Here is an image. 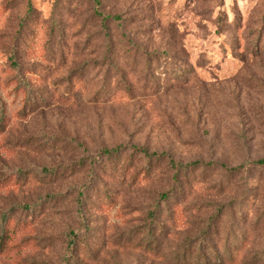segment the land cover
Instances as JSON below:
<instances>
[{
	"label": "rangeland",
	"instance_id": "374dc122",
	"mask_svg": "<svg viewBox=\"0 0 264 264\" xmlns=\"http://www.w3.org/2000/svg\"><path fill=\"white\" fill-rule=\"evenodd\" d=\"M257 161L264 0H0V264H264Z\"/></svg>",
	"mask_w": 264,
	"mask_h": 264
},
{
	"label": "trees",
	"instance_id": "16d2710c",
	"mask_svg": "<svg viewBox=\"0 0 264 264\" xmlns=\"http://www.w3.org/2000/svg\"><path fill=\"white\" fill-rule=\"evenodd\" d=\"M135 149H136L138 152H141V154L144 155V156L147 157V158H153V157H156L158 160H161L162 157L164 156V155H159V154L156 153V152L150 153V152H148L147 149H145V148L135 147ZM119 150H120V149H119ZM119 150H115V151H107V153H108L109 155H114L115 153H118ZM169 163L171 164L172 169H179V170H180L179 167L182 168L181 165L178 167V166L175 164V162H174L173 160H171ZM263 163H264V161H257V162H256V164H263ZM200 164H201L200 162H194V163H191V164L186 165V166L183 167V168L196 167V166H199ZM177 173H178V172H177ZM176 183L178 184V179H177V182H176ZM168 196H170V195L166 194L164 197H165V198H168ZM198 252H202V248H201V246H200V249H199ZM183 256H185V254H183ZM200 260H201V263H202V261L205 260V259H204L203 257H201ZM203 262H204V261H203Z\"/></svg>",
	"mask_w": 264,
	"mask_h": 264
}]
</instances>
